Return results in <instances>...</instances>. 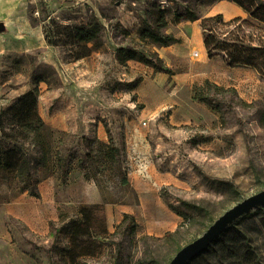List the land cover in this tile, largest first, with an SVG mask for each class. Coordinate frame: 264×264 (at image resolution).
Here are the masks:
<instances>
[{
	"label": "rangeland",
	"instance_id": "374dc122",
	"mask_svg": "<svg viewBox=\"0 0 264 264\" xmlns=\"http://www.w3.org/2000/svg\"><path fill=\"white\" fill-rule=\"evenodd\" d=\"M153 4L170 10L167 32L184 33L185 41L157 48L138 39L146 12ZM234 5L232 0H21L7 21L0 20L7 28L0 33V112L32 90L38 79H43L39 83V108L53 129L61 130L51 122L60 124L65 116L72 119L86 110L106 129L111 120L119 121L125 115L140 120L141 127L148 131L150 155L159 172L180 181L179 186L163 187L161 194L167 198L169 208L182 218L178 228L171 232L178 231L176 241L185 246L234 205L264 190V127L259 123L264 111V76L253 69L235 76L233 70L222 66V71L213 62L198 65L201 56L195 55L198 50L191 49L189 43L194 30L201 33V20L173 22L174 12L182 13L186 9L196 11L202 18L218 14L225 21L246 18L245 13L236 15ZM92 15L105 26L104 46L85 58L88 63L82 71L69 69L78 61H72L68 47L49 46L44 27L51 18L63 24H86ZM197 43L196 38V47ZM130 44L157 54L172 75L164 72L157 75V71L152 73L147 68L137 73L129 71L130 75L114 73L111 69L117 46ZM94 58L104 65L97 76L90 62ZM197 70L214 77L208 81L231 90L229 93L210 91L220 112L193 99L194 88L204 86L207 81H191ZM149 84L159 88L150 91ZM240 99L249 106H242ZM98 100L102 104L99 109L94 105ZM58 106L68 109L64 117L63 112L57 111ZM95 125L91 124L90 134L86 136L90 140L97 138ZM69 134L68 154H87V142L72 137L83 136ZM121 157L128 176L127 158L122 151ZM84 160L86 167H90L91 161ZM84 174L74 168L62 183L50 163L41 170L38 198L15 189L0 190V264H63L60 254L67 245H74L63 236V227L80 221L82 207L92 209L93 231L100 233L107 229L110 235H96V240L104 245L101 251L95 257L80 258L79 263H169L175 256L176 243L163 240L165 231L149 235L145 223L137 217L135 233L124 225L116 236H111L124 219L118 220L112 204L138 202L130 184L123 187L120 178L107 174L97 175L96 181H87ZM229 183L237 193L230 192ZM183 202L203 206L206 214L200 217ZM107 205L112 206V217ZM238 229L251 238L260 263L264 264L261 217L253 214L242 219ZM193 264H218V260L209 256Z\"/></svg>",
	"mask_w": 264,
	"mask_h": 264
},
{
	"label": "trees",
	"instance_id": "16d2710c",
	"mask_svg": "<svg viewBox=\"0 0 264 264\" xmlns=\"http://www.w3.org/2000/svg\"><path fill=\"white\" fill-rule=\"evenodd\" d=\"M232 2L243 10L246 18L236 17L225 21L222 14L202 18L196 11L186 9L182 13L175 11L173 22L201 20V33L209 59L221 57L229 68H250L264 76V0ZM169 13V9L153 4L146 12L147 18L139 29L138 39L157 48L181 44L182 39L167 32L170 24ZM124 32L129 34L127 29ZM44 34L49 46L68 47L72 61H79L103 48L105 26L96 15H92L86 24H63L51 18L44 27ZM115 56L119 64L136 61L152 67L157 72L172 75L163 59L150 50L138 49L130 44L117 48ZM42 81L43 79H38L32 90L0 112V180L5 181L11 191L15 189L38 198L42 180L41 170L52 163L54 173L59 175L62 183L66 182L74 168H78L85 172L84 180L96 181L97 175L107 174L112 178H120L121 186H128L127 169L123 167L121 160V148L116 146L109 130L108 143L97 138L90 140L88 137L78 138L72 135L80 142H87L88 153L68 154L70 149L67 148L66 139L70 134L48 126L39 112V83ZM212 89L219 93L231 92L230 89L221 88L207 80L204 86L194 88L193 99L220 112V107L210 97ZM239 102L244 107L249 106L241 99ZM259 123L264 127V111ZM84 159L91 161L90 167H86ZM228 186L231 193H237L233 184L229 183ZM183 204L197 212L200 217L206 214V208L201 205L189 202ZM253 214L261 217L264 227V208H260L238 219L189 264L209 256H214L218 264H261L257 248L251 238L238 229V223ZM79 215L82 216L80 221L67 223L63 227L65 230L63 236L65 239L70 238L74 244L69 247L67 245L60 254L63 264H82L78 262L80 258L95 257L104 246L96 240V235H110L107 229L100 233L93 231L91 208L82 207ZM194 220L198 222L199 219ZM124 225L136 232V218L125 214L117 231L111 236H116L118 229ZM57 233L62 234V230H58ZM177 235L178 231L167 232L163 238L164 241L176 243L175 254L183 247L176 241Z\"/></svg>",
	"mask_w": 264,
	"mask_h": 264
},
{
	"label": "crops",
	"instance_id": "0c3cea01",
	"mask_svg": "<svg viewBox=\"0 0 264 264\" xmlns=\"http://www.w3.org/2000/svg\"><path fill=\"white\" fill-rule=\"evenodd\" d=\"M20 2L21 0H0V20L7 21L11 17V15L17 11ZM233 9L238 16H240L241 13H244L243 10L236 4L233 6ZM175 36L182 39V41H185L184 33H180ZM196 38L198 42L197 47L194 44ZM124 46L125 45H119L117 47L119 48ZM148 46L154 47L153 45ZM189 46L191 49L198 50V56H201L199 62L200 64L198 65H205L209 62H213L216 63L218 65V69H221L222 71H224L222 66H226L228 70H233V74L235 76L244 75L245 73H247V70H250V68L245 67L229 68L221 57L209 59L207 50L204 45L202 33H200L199 31L194 30L192 32V38ZM90 62L94 63H92V71L94 73V76H97V74H101L102 68H104L102 61H97L96 58H94ZM112 62L113 67L111 70H113L114 73L120 71L122 75H130L129 71L130 73L131 71L132 73H137L139 71H143L144 68L150 69L152 73L155 72V70L150 66L136 61H129L123 65L119 64L116 60L115 52L113 54ZM87 63L88 62H86V59L79 60L78 62L73 63V65L69 66L68 68H80L81 70V68L86 67ZM156 74L159 75L160 72H156ZM196 74L197 76L193 74V77L191 78V81L193 83L195 82V80L198 81L199 79H201L202 81L214 79L212 75H207L204 73V71L197 70ZM216 84L218 83L216 82ZM240 84L242 83H238V85ZM148 87V90L150 91H155L156 88H159V86L156 84H149ZM49 94L50 92L47 91V95ZM98 101L99 102L94 105H96L99 109V106L102 104L100 100ZM57 111L63 112L64 117V114L68 111V109H66L65 106H58ZM39 112L42 116L40 108ZM67 116L62 119L60 124L51 122L52 126L58 127L61 129V131L64 132H72L73 134L79 133L81 134V136L86 137L90 134L89 129L91 124L95 123L97 124V126L95 125L94 127L96 129L95 134L97 136V139L101 142L108 143L109 136L107 130H109L114 143L117 147L121 148L122 153L125 154L127 158V166L129 168L128 171L130 172L128 175V181L135 192V198L138 200V202L134 205H128L124 202L112 204V206L116 208L115 212L118 220H122L125 214L133 215L134 217L141 219L145 223V226L148 228L147 233L149 235L156 236L157 234H155V232L157 231H165V233H167L176 230L179 224L182 222V218L175 214L169 208L168 200L161 194V189L163 187L168 188L179 186L180 181L177 180L175 176L159 172L155 161H153V158L150 155L151 145L149 144L148 140V131L145 128L141 127L140 120L125 115L123 118L119 119V121L111 120L108 124V128L106 129V127L101 122L97 123V119L90 116L88 110H86V112H83V115H78L72 119ZM136 129H138L137 132L134 131ZM4 188H8V185L5 181L0 180V190L3 191ZM112 206L107 205L106 207L109 217L113 216L112 213L114 211L112 209Z\"/></svg>",
	"mask_w": 264,
	"mask_h": 264
},
{
	"label": "water",
	"instance_id": "95a60500",
	"mask_svg": "<svg viewBox=\"0 0 264 264\" xmlns=\"http://www.w3.org/2000/svg\"><path fill=\"white\" fill-rule=\"evenodd\" d=\"M6 31L7 28L5 24L1 22L0 33ZM260 208H264V190L243 199L241 202L227 210L217 218L200 237L183 246L168 264H189L192 260L206 251L209 246L238 219Z\"/></svg>",
	"mask_w": 264,
	"mask_h": 264
},
{
	"label": "bare ground",
	"instance_id": "6f19581e",
	"mask_svg": "<svg viewBox=\"0 0 264 264\" xmlns=\"http://www.w3.org/2000/svg\"><path fill=\"white\" fill-rule=\"evenodd\" d=\"M226 15V14H225ZM228 17L230 16V15H227ZM195 54V53H194Z\"/></svg>",
	"mask_w": 264,
	"mask_h": 264
},
{
	"label": "built area",
	"instance_id": "2783aa9c",
	"mask_svg": "<svg viewBox=\"0 0 264 264\" xmlns=\"http://www.w3.org/2000/svg\"><path fill=\"white\" fill-rule=\"evenodd\" d=\"M195 55H196V56H198V54H197V53H196Z\"/></svg>",
	"mask_w": 264,
	"mask_h": 264
}]
</instances>
